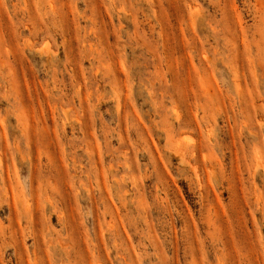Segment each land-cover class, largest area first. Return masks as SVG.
Masks as SVG:
<instances>
[{"label": "rangeland", "instance_id": "1", "mask_svg": "<svg viewBox=\"0 0 264 264\" xmlns=\"http://www.w3.org/2000/svg\"><path fill=\"white\" fill-rule=\"evenodd\" d=\"M0 264H264V0H0Z\"/></svg>", "mask_w": 264, "mask_h": 264}, {"label": "bare ground", "instance_id": "2", "mask_svg": "<svg viewBox=\"0 0 264 264\" xmlns=\"http://www.w3.org/2000/svg\"><path fill=\"white\" fill-rule=\"evenodd\" d=\"M1 165V164H0Z\"/></svg>", "mask_w": 264, "mask_h": 264}]
</instances>
